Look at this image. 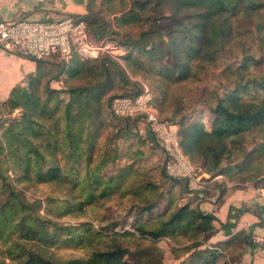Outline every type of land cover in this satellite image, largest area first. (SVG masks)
<instances>
[{"label":"trees","instance_id":"1","mask_svg":"<svg viewBox=\"0 0 264 264\" xmlns=\"http://www.w3.org/2000/svg\"><path fill=\"white\" fill-rule=\"evenodd\" d=\"M95 3L87 0V14L82 17L95 36L116 34L114 28H140L137 37L126 34L129 52L125 66L134 76L145 74L144 81L154 93V108L162 120L177 122L181 150L191 163L212 177L250 172L256 161L264 168V144L246 152L242 163L231 168L235 172L222 167L249 136L264 139V72L254 74L264 59V0H133L128 8L125 0H101L98 9ZM105 15L111 17L109 22ZM162 20L174 21L167 38L155 26ZM144 26L147 28H141ZM225 51L242 57L228 73L233 89H226L223 95L202 89L203 107L212 117L206 129L200 119L191 121L183 116V94L178 100L175 92H186L188 86L199 83L215 57ZM34 62L35 72L27 77L26 86H15L0 103L1 110L28 113L18 122L0 126V158L16 175L11 180L0 172V244L9 260L0 258V264H162L153 259H125L131 254V242L154 245L166 238L176 244L191 241L198 248L215 234V217L200 211L199 199L187 193L183 182L168 178L174 189L183 188V197L193 198L194 202L179 205L171 193L164 197L157 181L135 178L139 172L136 163L148 159L149 141L145 139L134 150L130 139L136 137L138 119H119L108 112L114 98L134 97L140 92L114 93L118 81L126 76L123 68L105 60H80L75 55L64 69L45 79L53 69L45 66L52 64ZM63 74L62 89L52 88L51 82H59ZM254 89L261 93L250 97ZM122 147L126 151L122 152ZM122 159L131 165L122 168L118 163ZM21 185L53 187L54 193L44 199L45 215L39 214L38 200H26ZM115 195L132 202L131 231H116L120 222L104 225L100 214L88 217ZM162 202L164 208L159 210ZM13 204L32 211L41 224L42 237L27 226L25 218L4 217L3 208ZM67 217L76 221L85 217L86 222H59ZM242 233L220 244V249L249 244V236L241 237ZM58 242L82 247L84 257L58 261L51 251ZM205 254L198 250L184 264H224L218 262L221 254Z\"/></svg>","mask_w":264,"mask_h":264},{"label":"rangeland","instance_id":"2","mask_svg":"<svg viewBox=\"0 0 264 264\" xmlns=\"http://www.w3.org/2000/svg\"><path fill=\"white\" fill-rule=\"evenodd\" d=\"M87 3V0H85ZM133 0H125L126 7L128 8L130 3ZM100 2L101 0H96V9L100 7ZM115 7L119 8L120 6L115 4ZM169 15V14H165ZM71 16V15H70ZM104 20L106 22H109L111 20V17L108 15H105ZM173 23L174 21L172 20H162L160 22H156L155 26H159L160 30L164 32V37L167 38L168 33H170V30L173 29ZM147 28V26L141 27V28ZM89 31L90 33H95L94 29L92 26L89 25ZM116 31L117 37H121L122 41L127 40L126 34L131 35L132 37H137L138 34L140 33V28L137 26L134 27H125L123 30H116L115 28L113 29ZM113 34V33H108ZM257 52V50L255 49ZM258 54V53H257ZM242 54L240 53H229V52H221L215 57L214 64L210 66L208 69H206L203 74L201 75V81L199 83H195L193 85H190L187 87V91H179L176 90L175 93L178 94L179 98H181L180 95L183 94V103L180 102V105L183 107V116L191 118V121H203L205 124V128L209 129V124L212 119L210 113H207L205 108L203 107V101H202V96H201V91L205 87L208 90L211 91H216L219 95H223L226 91V89H233V79H227L229 77L228 73L229 70L235 69L240 64L241 61V56ZM74 57V56H73ZM79 58V57H78ZM19 59H23L21 57L9 54L2 50L0 48V97H3L4 93V87H6L7 83H11L15 77H18L20 74H22L25 71H29L30 67L27 64V62H21ZM80 59V58H79ZM81 60V59H80ZM100 60H105L106 62L113 63L115 65L120 66L123 68L125 71L124 78L121 81H118V86H116V89L114 93L116 95H123V94H129V93H134L136 91H142L143 87H147L151 92L152 90L150 89V85L144 81V75L140 72H138L135 76L128 70L125 66V61L123 60L120 64L112 61L110 59L106 58H99L97 61ZM71 61V60H70ZM69 61V62H70ZM95 61V60H94ZM263 64L262 66L258 67L256 71H254L255 76H258L259 74L264 72V59L261 60ZM49 64H46L45 67L48 66L49 69L51 67L53 68L50 74L46 75L45 79H48L51 77V75H55V72L61 69H64V67L69 63H61L59 62L56 58H51L50 60H47ZM252 69V68H251ZM254 70V68L252 69ZM34 71V70H33ZM32 71V72H33ZM115 71V70H114ZM142 74V75H141ZM66 74H63L59 82H54L52 81L50 86L55 89H62L63 87V80L64 76ZM150 79H157L156 76L154 75H149ZM129 79V80H128ZM23 85L26 86L27 84V79H25L22 82ZM150 86V87H149ZM175 90V89H174ZM261 93L260 90L254 89L251 91V96L250 97H255L259 96ZM152 94H154L152 92ZM64 99H68L66 95H62ZM243 99H248V96L242 93ZM2 103V102H0ZM22 116H28V113L24 112L21 109H15V110H6L2 108L0 109V126L3 128L7 127L10 125L11 122L16 121L18 122L20 117ZM161 118H164L163 116H160ZM165 117H168L166 115ZM132 119H138L137 124L134 127V133L136 137H132L130 139L131 147H134V150L137 148L138 144H142L145 142L147 139L143 130L139 129V124L140 127H145L141 125L142 120L140 118H132ZM200 119V120H199ZM170 121V120H167ZM146 129V127H145ZM147 130V129H146ZM2 135V130H0V137ZM149 141V147L148 150L145 152L147 153L148 159L143 161L142 163L138 162L136 163L137 169H139L138 174H136L135 178H152L154 181L158 182V186H160L165 193L164 197L167 198L170 193L172 194L174 200L176 201V204L179 205H184L186 203H192L194 202L190 197H183L182 195V189L173 188V184L168 183V178L164 174L163 170V156L162 160L159 157V154L161 153L159 146L157 143H155L154 139L153 142ZM151 144V145H150ZM264 144V139L263 137H258L256 136H249L246 140L245 143L241 146L240 150L235 149V145H233L235 152L233 157L225 160L222 164V167L229 168L231 169L232 167L236 165H240L242 163V160L246 154V152L251 151L253 148L258 147V145ZM122 152L126 151L125 147H122ZM162 155V153H161ZM191 162V161H190ZM119 165L122 168L127 166V164L131 165V163L128 160L122 159V161L118 162ZM121 163V164H120ZM256 165L253 166L252 170L250 172L246 173H236L233 176L230 174L227 175H221V177H224L226 180L222 182L221 187L222 188H231L233 190L236 189H245V188H252L255 189V192L264 189V168L263 165L258 163L256 161ZM193 167L196 169H200L204 173H206L203 169H201L197 164L192 163ZM235 169V168H234ZM133 172V169H131ZM233 172L235 170L231 169ZM0 172L3 175H7L11 180L15 178V173L12 172V170L8 167V165L3 163L2 158H0ZM207 174V173H206ZM208 176L212 177L211 175L207 174ZM250 176V179H247ZM217 186V184H215ZM19 189L23 192L24 197L28 202H31L33 200H38L41 204V208L39 210V214L45 215V209H44V203H45V196L51 195L52 192L54 193L53 187L50 185H39L38 187H26L21 185ZM256 194V193H255ZM209 195H206L205 198L199 199V204L202 203L203 201L209 200ZM192 196V195H190ZM118 196H114L112 201H107L104 203V205L101 207L100 210L90 212L88 213V217L90 219H94L98 214H100V221L104 225H107L109 223H117L120 222L119 226H117L116 231L118 232H123V231H131V226H130V221L131 219L133 220L134 217L129 218V215L131 213V200L126 198V200H120L118 199ZM0 199V203H1ZM198 204V205H199ZM165 203L162 202L160 205L159 210L164 208ZM3 215L6 219L10 220L15 217L19 218H25L27 226H29L30 229L34 233H36L39 237H42V229H41V224L39 221L36 220L34 216H32V211L26 208L19 207L17 204H13L12 207L7 206L3 208ZM52 219L51 217H48ZM128 220V222H127ZM59 222L63 223H84L86 222V218L83 217L79 221H76L70 217L63 218L59 220ZM94 228L97 230L98 225L96 222H93ZM244 233L241 234V237H243ZM249 236V244H239L240 247L238 248L237 246H233L230 249L228 248L227 250H221L220 247L218 248L220 250H215L212 245L208 244V240L205 242L203 241V245L195 248L193 246V242H184L182 244H176L171 242L170 240L163 238L152 244H147L145 242L143 243H136V242H131L130 244V251L131 254L127 255L125 259L130 260V261H146V260H159L162 262V264H184L186 263L189 258H192L193 253H195L198 250H203L206 251L205 256H208L210 253H218L221 254L220 259L218 262L224 263V264H238L239 263V257L240 255L243 254V251H245L248 248H253L255 244L252 243L251 234H247ZM251 241V245H250ZM139 244V245H137ZM5 247L0 244V258H4L6 261H9L6 258L5 255ZM51 251L54 254V256L57 258L58 261L60 262H65V261H72L74 259H80L83 258L85 255L84 249L82 247H77L73 244L68 245L64 244L61 242H58L56 245L51 247ZM223 251V252H222Z\"/></svg>","mask_w":264,"mask_h":264},{"label":"built area","instance_id":"3","mask_svg":"<svg viewBox=\"0 0 264 264\" xmlns=\"http://www.w3.org/2000/svg\"><path fill=\"white\" fill-rule=\"evenodd\" d=\"M0 48L33 61L56 58L61 63H68L76 55L81 60L106 58L120 64L129 52L121 37L116 34L95 36L90 33L86 20L70 15L45 21L0 18ZM153 102L154 95L144 86L134 97L114 98L108 112L119 119L142 120L162 153L164 174L169 179L183 182L189 195L202 199L211 193L218 194L215 184L222 180L221 176L210 177L193 167L181 150L177 122L162 120ZM255 193L264 201V189ZM251 241L264 247V235H253Z\"/></svg>","mask_w":264,"mask_h":264},{"label":"crops","instance_id":"4","mask_svg":"<svg viewBox=\"0 0 264 264\" xmlns=\"http://www.w3.org/2000/svg\"><path fill=\"white\" fill-rule=\"evenodd\" d=\"M86 6L85 0H0V18L45 21L65 15L83 17L87 14ZM19 60L27 62L30 70L7 83L0 102H4L15 86L23 85L22 82L35 72L36 63L33 60ZM141 125L144 126L143 123ZM139 129L143 130L148 141L153 142V137L145 127H140L139 124ZM159 157L162 160L161 153ZM221 178L222 180L216 183L218 194L214 193L209 196V200L198 203L200 211L212 214L216 219L213 223L216 232L208 240V244L215 247V250H219L220 244L232 240L237 233L264 235V201L255 194V189H224L221 185L226 179ZM238 264H264V247L255 245L246 249L240 255Z\"/></svg>","mask_w":264,"mask_h":264}]
</instances>
